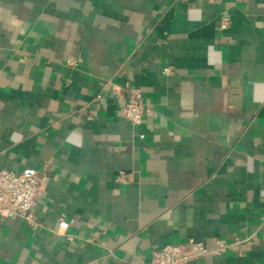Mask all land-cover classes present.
I'll return each instance as SVG.
<instances>
[{
    "label": "crops",
    "instance_id": "1",
    "mask_svg": "<svg viewBox=\"0 0 264 264\" xmlns=\"http://www.w3.org/2000/svg\"><path fill=\"white\" fill-rule=\"evenodd\" d=\"M24 167L39 225L1 213L0 264H144L189 237L229 248L185 264H264V0H0V169Z\"/></svg>",
    "mask_w": 264,
    "mask_h": 264
},
{
    "label": "built area",
    "instance_id": "2",
    "mask_svg": "<svg viewBox=\"0 0 264 264\" xmlns=\"http://www.w3.org/2000/svg\"><path fill=\"white\" fill-rule=\"evenodd\" d=\"M228 24V19L223 18L221 27ZM169 73L168 68L162 70ZM99 97V95H97ZM124 101L120 105L121 113L132 125L141 124L143 117L142 95L138 90H127L123 95ZM143 137V135H140ZM43 175L31 167H24L18 172L0 169V214L13 217L18 216L36 228L33 206L40 188ZM117 182H125L126 176L119 171L115 177ZM229 245L223 239L215 240V247L209 249L204 242L189 237L184 243L165 244L151 252L149 259L144 264H185L208 253L222 255Z\"/></svg>",
    "mask_w": 264,
    "mask_h": 264
}]
</instances>
